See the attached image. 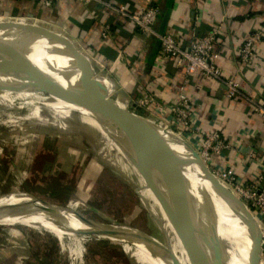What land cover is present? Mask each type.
Segmentation results:
<instances>
[{"label":"crops","instance_id":"0c3cea01","mask_svg":"<svg viewBox=\"0 0 264 264\" xmlns=\"http://www.w3.org/2000/svg\"><path fill=\"white\" fill-rule=\"evenodd\" d=\"M129 9L138 10L148 0H112ZM161 9L157 28L169 13L167 33L189 41L197 35L217 32L216 51L219 66L226 77L236 79L241 88L264 105V0H153ZM95 9V8H94ZM96 11V10H94ZM76 0H58L47 8L32 0H0V17H20L48 24L70 35L93 59L106 64L112 73L111 96L121 105L134 103L143 96H155L162 103L173 101L184 80V71L173 61L159 60V42L153 35H142L131 24H121L110 13ZM102 25L112 36L102 37ZM255 32L258 59L243 64L239 48ZM202 89L196 92L195 119L192 131L184 133L193 145L199 133L220 132L225 149L214 160L216 167L233 165L244 182L264 177V119L254 114L241 98L228 99L225 88L216 81L196 79ZM195 93L190 89V95ZM166 121L167 117H159ZM264 184V180H263ZM264 230V228H263ZM264 261V252H263Z\"/></svg>","mask_w":264,"mask_h":264},{"label":"rangeland","instance_id":"374dc122","mask_svg":"<svg viewBox=\"0 0 264 264\" xmlns=\"http://www.w3.org/2000/svg\"><path fill=\"white\" fill-rule=\"evenodd\" d=\"M51 98L72 104L42 93L0 111V196L31 193L91 220L139 231L174 253L177 229L173 232L154 198L141 191L142 182L124 166L117 142L106 139L81 112L67 111ZM197 150L203 152L199 145ZM60 234L41 226L0 225V264H37L35 254L46 245L58 246L53 264H147L145 252L91 234L83 260H76L72 238Z\"/></svg>","mask_w":264,"mask_h":264},{"label":"bare ground","instance_id":"6f19581e","mask_svg":"<svg viewBox=\"0 0 264 264\" xmlns=\"http://www.w3.org/2000/svg\"><path fill=\"white\" fill-rule=\"evenodd\" d=\"M0 47V111L15 106L18 100L38 96L42 93L69 97L71 95L68 88L80 86L81 71L75 65L73 59L61 50L60 46L51 44L31 34H17L7 38ZM18 55L27 64L34 65L37 69L30 70L27 67L15 65L14 62L19 58ZM105 85L112 92V82L108 80ZM52 100L57 101L62 106L61 108L67 111L77 110L81 112L85 117L89 118L105 138L109 136L106 139L117 142L115 143L117 151L122 155L123 160L126 159V165L124 164V166L130 168L129 170H135L136 175L139 176L142 182L141 191L154 198L155 203L160 206L163 212L164 221L169 223L170 226L172 225L171 228L176 229L178 227L180 229L179 231L177 230L178 234L175 235L177 242L172 243L175 250L173 254L180 264H209L206 255L200 249L192 234L181 223L170 207L163 200L159 199L146 173L134 158L127 154L124 144H122L123 137L115 129L101 124L90 112L77 103L72 105L57 99ZM147 125L151 134L159 140L162 146L182 160L176 168L182 173L186 181L191 184L189 191V195L193 201L191 209L197 218L195 224L198 231L206 238H204L205 242L212 243L211 228L213 222L224 245L226 263L249 264L252 239L246 220L240 210L230 206L225 198L214 192L211 183L204 176L202 167L197 162L192 149L188 145L198 151L197 147L175 134L162 130L149 121H147ZM199 155L207 164L206 158L200 153ZM123 169L125 170L126 168ZM206 203L209 205H205ZM67 208L69 211H50L40 203L34 201L32 197L23 194V192L13 191L0 196V211L12 213L11 216L0 219V225L22 224L27 227L41 226L61 233V236L67 235L73 240L71 251L76 260L82 261L88 237L100 232L84 224L71 213L75 209ZM255 218L260 223L259 218L256 216ZM173 232H175L174 229ZM183 234L189 240L188 248L185 247L183 239H181ZM152 240L154 242L152 249L147 248L142 243L134 245L124 244L131 246L132 249H139L145 252L147 264H163L164 262L166 264H173L167 257V252L171 251L170 245H163L153 238Z\"/></svg>","mask_w":264,"mask_h":264},{"label":"water","instance_id":"95a60500","mask_svg":"<svg viewBox=\"0 0 264 264\" xmlns=\"http://www.w3.org/2000/svg\"><path fill=\"white\" fill-rule=\"evenodd\" d=\"M168 18L169 13L164 17L160 29L161 33H166ZM17 34H31L51 44L60 46L62 48L61 50L73 59L75 65L79 67L81 71L80 86L68 88L71 95L69 97L54 96L64 98L73 105L77 103L90 112L101 124L108 128L115 129L123 137L122 144H124L127 154L134 158L137 164L146 173L159 199L163 200L168 207H170L173 213L180 219L181 223L192 234L196 243L206 255L209 264H227L224 245L217 233L214 223L212 222L211 228V244L208 241V243L205 242L204 235L202 236L201 232H199L196 227L195 221L197 222V218L192 212L191 207L193 201L189 195L191 184L186 181L182 173L176 168L178 163L182 160L174 153L166 150L159 140L151 134L145 118L123 107L110 95L106 85L97 77L94 64L90 57L81 49L80 45L75 43L70 38V35L61 33L51 28L48 24L35 22L33 19H29L25 22L13 20L0 21V46L7 38ZM18 56L19 58L14 62L15 65L27 67L30 70L37 69L34 65L27 64L20 55ZM136 109L141 114H146L143 109L139 107ZM161 129L171 133L163 128ZM188 146L192 149L197 162L202 167L204 176L211 183L214 192L225 198L230 206L242 212L252 239L249 264H263L264 230L261 224L257 221L246 203L222 184L212 173L207 164L200 157L199 152L190 145ZM23 194L32 197L34 201L40 203L44 208L50 211H69L66 206L51 204L31 193L23 192ZM205 205L208 206L209 204L206 203ZM93 210L96 211L95 209ZM71 213L84 224L100 232L93 235L117 240L129 245L142 243L147 248L152 249V244L154 242L148 235L112 222L102 223L91 220L76 210H72ZM11 215V212L0 211V219H4ZM176 229L178 231L180 230L178 227ZM181 239H183L185 247L188 248V238L183 234ZM167 254V257L173 264H180L171 251H168Z\"/></svg>","mask_w":264,"mask_h":264},{"label":"built area","instance_id":"2783aa9c","mask_svg":"<svg viewBox=\"0 0 264 264\" xmlns=\"http://www.w3.org/2000/svg\"><path fill=\"white\" fill-rule=\"evenodd\" d=\"M40 3L42 6L51 8L58 0H32ZM86 7H92V14L97 18V10L101 9L113 15L121 24H131L142 35H153L159 42V60L162 64L173 61L184 71V80L179 87L177 97L169 102L162 103L155 96L146 95L140 99L133 101L123 107L138 113L147 121L163 128L171 133H188L194 127L195 119V97L196 92L202 89L199 83L196 85V79L201 81L213 80L221 84L225 88L226 97L228 99L241 98L246 101L252 108L254 114L264 119V105L249 93L245 92L240 83L236 79L228 78L224 75L222 68L218 64L220 58L216 51L217 32L209 31L205 35H197L189 41H182L174 37L170 33H161L157 28L160 20L161 9L153 0H148L147 5L138 9L131 10L124 5L114 3L112 0H76ZM95 8V9H94ZM96 10V11H94ZM28 21L29 18L20 17H0V21ZM35 22H38L34 20ZM102 37L109 39L112 36L108 26L102 25ZM74 41V39L70 36ZM261 40V34L255 32L248 36L240 45L239 55L242 63H252L258 59L257 43ZM77 43V41H74ZM79 45V43H77ZM81 47V46H80ZM81 49L90 57L94 64L96 75L105 84L108 80H112L114 69H109L106 64L95 60L89 55L85 49ZM190 89L195 93L190 95ZM110 95L111 91L109 90ZM137 107L143 109L146 114L137 111ZM167 117V122L160 121L159 117ZM199 148L203 152L200 153L206 158L207 165L214 169L212 173L238 195L259 218L262 228H264V177L260 176L257 181L244 182L239 179L236 168L233 165L216 167L214 160L221 156L225 149L231 148V145L225 143L220 132L199 133ZM209 161V163H208ZM209 166V167H210ZM263 264L264 261L262 260Z\"/></svg>","mask_w":264,"mask_h":264},{"label":"trees","instance_id":"16d2710c","mask_svg":"<svg viewBox=\"0 0 264 264\" xmlns=\"http://www.w3.org/2000/svg\"><path fill=\"white\" fill-rule=\"evenodd\" d=\"M37 252L34 257L38 262L37 264H53L52 256L58 257V246L52 249L46 245L43 246V249L39 248Z\"/></svg>","mask_w":264,"mask_h":264}]
</instances>
